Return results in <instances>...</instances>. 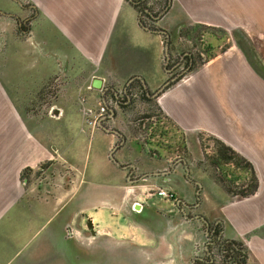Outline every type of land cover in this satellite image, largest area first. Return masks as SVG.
Wrapping results in <instances>:
<instances>
[{"label":"crops","instance_id":"obj_1","mask_svg":"<svg viewBox=\"0 0 264 264\" xmlns=\"http://www.w3.org/2000/svg\"><path fill=\"white\" fill-rule=\"evenodd\" d=\"M176 1L182 0H170L163 18L168 26L178 21L171 17ZM186 2L188 9L199 3L206 10L205 0ZM140 15L129 0H0V264H66L68 244L92 250L82 242L88 220L91 237L106 236L110 243L94 251L106 254L108 264H119L120 254L123 264H212V242L230 241L241 243L246 264H264V215L257 209L264 199V168L257 190L246 198L208 180L195 183V202L190 191L174 201L148 193L154 187L173 190V176H182L180 167L187 176L188 162L146 155L110 104V96L118 99L114 84L140 77L147 91L158 77L159 38L166 30H144ZM148 16L161 20L160 14ZM208 17L186 21L219 27ZM131 27L143 32L135 36L148 70L120 76L106 55L111 45L121 48ZM97 79L100 87L94 86ZM48 86L54 96L36 103V94ZM164 96L161 110L184 125L183 110H175L183 105ZM100 105L108 106L105 120L87 126L82 108ZM208 131L242 157L243 150L258 151L260 134L241 137L244 147L238 136L220 139Z\"/></svg>","mask_w":264,"mask_h":264},{"label":"rangeland","instance_id":"obj_2","mask_svg":"<svg viewBox=\"0 0 264 264\" xmlns=\"http://www.w3.org/2000/svg\"><path fill=\"white\" fill-rule=\"evenodd\" d=\"M157 1L159 0H148V4L155 6ZM165 3L162 1L160 5L154 7L155 15H161L159 22L145 18L149 25L154 24H151L152 29H165L169 35L168 38L166 35H160L158 77L150 88L147 87V91L144 90L151 102L136 99V102L122 113L126 132L149 157L187 160V177L182 167H180L182 176H173L175 189L170 191L176 197L190 191L191 201L195 202L198 190L195 183L207 180L214 181L223 188L224 184L234 194L238 193L249 183L252 175L256 179L262 178L261 172L264 168V0H205L206 10L202 9L199 3L188 9L185 0L181 3L176 1L173 3L171 17L178 21L169 26L166 25V19H163L169 11V8H164ZM203 13L219 22V27L191 25L186 21L188 17L195 18ZM259 13H262L260 18ZM136 32L143 36L141 30L131 27L121 48L111 45L106 55V59H112L113 65H120L119 59L125 58L120 66L116 65V74L120 76L126 73L143 74L145 73L143 70H148L147 60H142L145 50L140 45L141 42L137 41ZM117 34L118 30L114 35V41L118 38ZM151 39H154L153 36ZM166 44L167 61L164 52ZM147 54H151V51ZM176 63H179L177 67H173ZM167 79H172L171 84L161 93L151 96ZM127 80L113 85L117 88L118 95H121L119 101L124 106L127 103L124 102L125 95L121 94L123 90L132 84H134L132 92L136 93L139 90L134 83L136 80L126 85ZM54 93L49 86L45 87L36 94V103L48 100ZM165 93H169V97L173 99L176 96V102L183 105L184 109L178 106L175 110L178 112L183 110L180 115L184 125L175 121L158 105L162 104V99L166 100L165 96L162 98ZM126 94L129 96L127 92ZM180 96L185 98L181 100ZM80 97L83 96L80 95L78 100ZM110 98L111 96L109 100L112 105L113 100ZM167 101L164 106L169 104ZM208 130L215 131L217 138L220 139L238 136V144L244 147L247 143H242L241 137L245 134H260L261 139L255 143V149L258 151H255L254 155L251 151H242L244 157H241L250 163L251 171L243 163L241 168L231 164L214 166L212 159L215 157L217 144L214 140L216 138ZM91 162L92 159L90 164L86 165L88 171ZM155 189L156 187L152 188L148 193H154ZM234 194L230 196L240 198ZM257 209L260 217L264 215V199ZM197 211L198 209L193 213ZM144 216L145 214L142 215ZM82 227L83 246L93 247L92 252L89 248L83 247V250H73V246L68 244L71 250H67L66 264H108L106 254L94 253L97 249L110 244L106 236L91 237L85 223ZM118 258L119 264L125 263L123 254Z\"/></svg>","mask_w":264,"mask_h":264},{"label":"trees","instance_id":"obj_3","mask_svg":"<svg viewBox=\"0 0 264 264\" xmlns=\"http://www.w3.org/2000/svg\"><path fill=\"white\" fill-rule=\"evenodd\" d=\"M162 1L165 2V0H159L157 1V3H155V5H160ZM130 4L132 5V7L137 13L141 14L140 15L141 23L151 29L152 27L145 20V18L147 20L148 19L150 20V18L148 14L144 12L145 8L148 5V1L132 0L130 1ZM154 7L152 6V7H147V8H149L152 11ZM134 83L137 84V86L139 87V90L136 93L132 92L134 84L130 85V87L127 89V93L129 94L130 98L129 100L127 98L124 99V102L127 103V105L125 106L122 105L118 97H117L118 99H115L113 96H111V99L113 100L112 108L113 107L115 108L116 106V108H118L121 111V113H125V110H127L130 107V105L136 102V99L141 98L144 101L151 102V100L148 99L147 93L144 91L142 84H140V81L136 80V82ZM214 140H215V143L217 144V147L215 150V157H213L212 159V164L214 166L218 167V166L225 165V164H231V165H234V167L236 168H241L242 163H243V165L251 171L252 166L250 165V163H248L244 158H242L238 153H236L233 149H231L229 146H227L223 142L218 141L216 139ZM23 174L26 175L27 170H24ZM248 182L249 183H247L242 188L241 191L235 194L231 191L229 187H227L224 184L223 186L228 195L234 194V195H238V197L240 198H246V197H249L250 195H253L258 187V181L254 177V175L251 176V179ZM221 245L223 246L222 252L220 251V254L222 256V264H246V257L243 252V247L241 243L230 241V242H222Z\"/></svg>","mask_w":264,"mask_h":264},{"label":"built area","instance_id":"obj_4","mask_svg":"<svg viewBox=\"0 0 264 264\" xmlns=\"http://www.w3.org/2000/svg\"><path fill=\"white\" fill-rule=\"evenodd\" d=\"M80 101L82 102V104L84 103V99H81ZM107 111L108 106L103 105H100L98 109L83 107L82 113L84 115L85 124L92 128L96 127L101 120L106 118ZM150 196H154L167 201L175 200V195L172 191L162 188H156L154 193H150Z\"/></svg>","mask_w":264,"mask_h":264},{"label":"flooded vegetation","instance_id":"obj_5","mask_svg":"<svg viewBox=\"0 0 264 264\" xmlns=\"http://www.w3.org/2000/svg\"><path fill=\"white\" fill-rule=\"evenodd\" d=\"M142 1H148V0H142ZM165 9H167V8H169V2H170V0H165ZM167 4V5H166ZM147 7H152V5H150L149 6V4L147 5ZM145 8V11L146 10H148V12H145L146 14H148V13H150V15H155L156 14V10L155 9H152V11L149 9V8ZM153 7H154V5H153ZM155 7H156V5H155ZM152 24V23H151ZM151 24H150V26H151ZM152 25H154V24H152ZM190 63H191V59H190V61H189ZM177 64H179V63H176L173 67H177ZM171 81H172V79H167V81L163 84V85H165L166 83H168L167 84V86L168 85H170L171 84ZM162 85V86H163ZM166 86V87H167ZM165 87V88H166ZM127 89L128 88H126V92H127ZM121 94H123V93H121ZM121 95H118V98L120 97ZM125 98H127L128 100H129V96L127 95V94H125ZM116 107V106H115ZM184 160H183V158H181L180 160H177V164H180V163H184L183 162ZM188 168V167H187ZM187 172H188V170H186ZM183 177H185V175L183 176ZM187 177V176H186ZM197 197H196V199H198L199 198V195L197 194L196 195ZM197 202V201H196ZM212 247L214 248V250L212 251V253H211V259H212V264H222V256H221V254H220V251L222 252V248H223V246L221 245V243L220 242H215V244H214V242H212ZM196 264H198V263H196Z\"/></svg>","mask_w":264,"mask_h":264},{"label":"water","instance_id":"obj_6","mask_svg":"<svg viewBox=\"0 0 264 264\" xmlns=\"http://www.w3.org/2000/svg\"><path fill=\"white\" fill-rule=\"evenodd\" d=\"M129 1H132V0H129ZM146 12H148V10H146ZM158 19L160 18V16H158L157 17ZM138 23L140 24V26L144 29V30H146V31H149V32H155V33H158V34H162V33H165V31H157V30H151V29H149L148 27H146L145 25H143L142 23H141V20H140V18L138 19ZM164 35H166V33L164 34ZM167 37H168V35H166ZM165 55H166V61L168 60V53H167V44L165 45ZM134 80H140L141 82H142V84H143V87L144 88H146V85H145V83H144V81H143V79L142 78H140V77H133V78H131L130 80H129V83L130 82H132V81H134ZM128 83V84H129ZM167 84L168 83H166L165 85H163L156 93H154L153 95H151V96H156L158 93H161L162 91H163V89L167 86ZM102 85V82H101V80H99V79H97L95 82H94V86L95 87H100ZM117 94V93H116ZM118 96V95H117ZM109 112L111 113V114H114V110L112 109V108H109ZM105 119H103V120H101L100 122H99V124H101L102 123V121H104ZM101 127H103L102 125H100ZM114 133H117L116 131H113ZM111 159L113 160V162L114 163H116V164H118L117 163V161L113 158V156H111ZM186 170H188V168H186ZM201 220H203V218H201ZM206 224H207V222H205ZM208 226V225H207ZM87 228L89 229V230H91L92 231V223H91V221L90 220H88L87 221Z\"/></svg>","mask_w":264,"mask_h":264}]
</instances>
